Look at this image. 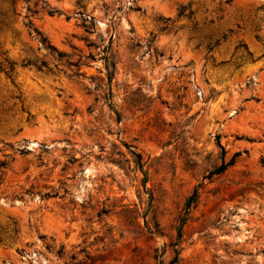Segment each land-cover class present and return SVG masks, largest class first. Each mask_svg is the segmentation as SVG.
Returning a JSON list of instances; mask_svg holds the SVG:
<instances>
[{"label": "rangeland", "instance_id": "obj_1", "mask_svg": "<svg viewBox=\"0 0 264 264\" xmlns=\"http://www.w3.org/2000/svg\"><path fill=\"white\" fill-rule=\"evenodd\" d=\"M0 264H264V0H0Z\"/></svg>", "mask_w": 264, "mask_h": 264}, {"label": "trees", "instance_id": "obj_2", "mask_svg": "<svg viewBox=\"0 0 264 264\" xmlns=\"http://www.w3.org/2000/svg\"><path fill=\"white\" fill-rule=\"evenodd\" d=\"M137 157V161L135 162L136 163V165L138 166L139 165V157H138V155H136ZM195 194V193H194ZM191 202H192V199L189 201V204H191Z\"/></svg>", "mask_w": 264, "mask_h": 264}]
</instances>
